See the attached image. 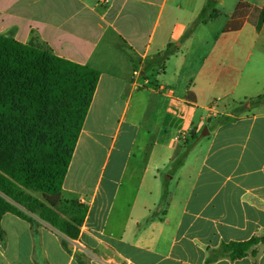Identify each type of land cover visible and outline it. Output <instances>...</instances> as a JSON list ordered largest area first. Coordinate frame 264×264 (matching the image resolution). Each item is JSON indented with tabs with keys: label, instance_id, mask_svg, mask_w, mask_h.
<instances>
[{
	"label": "crops",
	"instance_id": "1",
	"mask_svg": "<svg viewBox=\"0 0 264 264\" xmlns=\"http://www.w3.org/2000/svg\"><path fill=\"white\" fill-rule=\"evenodd\" d=\"M242 1L264 6L0 0V35L100 72L62 192L88 207L78 239L7 213L0 264H80L78 255L84 264H264V243L256 257L212 258L223 244L264 237V103L244 104L264 96V26L224 33ZM204 8L206 23L186 37Z\"/></svg>",
	"mask_w": 264,
	"mask_h": 264
},
{
	"label": "trees",
	"instance_id": "2",
	"mask_svg": "<svg viewBox=\"0 0 264 264\" xmlns=\"http://www.w3.org/2000/svg\"><path fill=\"white\" fill-rule=\"evenodd\" d=\"M214 17V16H212ZM207 8L191 25L186 37L206 23ZM248 22L260 32L264 26V6L240 2L224 28L237 32ZM175 53V45L156 56L153 66H163ZM100 72L56 56L45 44H22L0 35V238L4 243L2 217L11 213L30 224L41 220L78 239L88 207L65 200L63 185L80 134L92 104ZM250 106L264 103L253 98ZM241 103V109H244ZM244 107V108H243ZM190 146H180L165 176V196L173 174L184 164ZM28 191L40 193L38 198ZM23 208V209H22ZM264 237L223 244L213 259L233 260L258 255ZM63 247L69 251L66 241ZM80 264L84 261L79 259Z\"/></svg>",
	"mask_w": 264,
	"mask_h": 264
},
{
	"label": "rangeland",
	"instance_id": "3",
	"mask_svg": "<svg viewBox=\"0 0 264 264\" xmlns=\"http://www.w3.org/2000/svg\"><path fill=\"white\" fill-rule=\"evenodd\" d=\"M220 11H222L221 9H219V12H218V17H219V19L217 20V22L218 21H220L221 20V18H222V16H223V12H220ZM216 22V21H215ZM214 24H216V23H214ZM177 45V44H176ZM157 68H159V69H157V70H160V71H162V66H158ZM250 102L251 101H247V102H243L244 104H250ZM240 107H241V104H237V106H236V109H240ZM244 108V107H243ZM192 143V142H191ZM38 196H41L40 195V193L38 194ZM41 198V197H40ZM23 209V208H22ZM33 216H35V217H37V215H33ZM79 257V259H81V260H83L84 262H85V259L82 257V256H80V255H78L77 256V258Z\"/></svg>",
	"mask_w": 264,
	"mask_h": 264
},
{
	"label": "water",
	"instance_id": "4",
	"mask_svg": "<svg viewBox=\"0 0 264 264\" xmlns=\"http://www.w3.org/2000/svg\"><path fill=\"white\" fill-rule=\"evenodd\" d=\"M205 131H206V133L208 134V130H205ZM206 133H205V134H206Z\"/></svg>",
	"mask_w": 264,
	"mask_h": 264
}]
</instances>
